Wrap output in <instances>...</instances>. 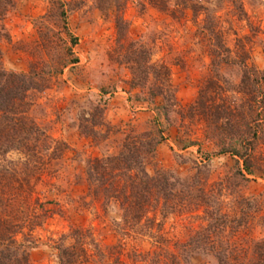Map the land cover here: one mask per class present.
Wrapping results in <instances>:
<instances>
[{"label": "rangeland", "instance_id": "374dc122", "mask_svg": "<svg viewBox=\"0 0 264 264\" xmlns=\"http://www.w3.org/2000/svg\"><path fill=\"white\" fill-rule=\"evenodd\" d=\"M194 2L209 9L216 34L199 28L205 12L196 20L190 11L173 17L150 0H6L0 5V28L7 35L0 40L1 62L7 71L29 73L36 63L46 73L64 58L78 60L55 75L48 88L28 96L29 114L44 132L39 142L40 162H29L33 198L41 204L37 206L41 225L33 232L36 245L30 250L31 264H59V246L75 254L72 264H157L155 252L161 251L154 238L125 226L120 204L103 195L108 184L100 185L90 169L96 165L94 160L118 155L127 136L153 144L161 130L164 140L154 157L148 156L147 172L154 175L160 169L188 180L198 175L207 189H215L219 209L232 219L241 218L243 207L242 232L226 230L233 249L241 240L246 248L250 239L264 240V107L248 157L250 172L236 156L216 155L203 126L186 112L208 78L223 83L234 103L244 104L243 95L237 93L244 72L242 61L212 68L210 49L223 41L234 56L248 52L250 68L263 70L264 0ZM171 4L176 7L177 2ZM62 10L65 19L60 17ZM117 16L126 22L121 39ZM70 34L77 38L75 46ZM131 42L152 52V64L169 68L174 97L167 93L152 98L150 85L144 89L132 86L125 60ZM190 138L198 139V145L184 147ZM8 158L26 160L15 151ZM244 200H250L251 206L246 207ZM197 215L201 213L164 220L161 234L168 250L177 254L174 243L189 242L199 226L206 225L200 224ZM190 250V264H218L210 251ZM255 252L246 258L236 252L243 261L231 264H254L260 253Z\"/></svg>", "mask_w": 264, "mask_h": 264}, {"label": "trees", "instance_id": "16d2710c", "mask_svg": "<svg viewBox=\"0 0 264 264\" xmlns=\"http://www.w3.org/2000/svg\"><path fill=\"white\" fill-rule=\"evenodd\" d=\"M5 1L0 0V5ZM172 2H177L176 7H172ZM150 3L173 17L177 13L186 15L190 11L196 20L198 15L205 12L204 24L199 28L212 35L216 34V24L209 9L196 4L194 0H150ZM118 6V11H121L119 3ZM1 12L5 14L7 10ZM60 17L65 19V10H62ZM116 28L118 38L121 39L126 31V22L122 16H117ZM6 37L4 28H0V40ZM71 38L75 46L77 38L72 35ZM134 44L136 42L130 43L125 56L132 75V86L144 89L150 85L152 98L167 93H173L174 97L169 68L164 64H152V52L142 45L135 47ZM213 47L215 49H210L212 68L235 64L239 59L242 61L244 72L237 93L243 95L245 102L234 103L227 96L228 89L223 83L208 78L200 87L195 102L188 107L187 116L203 126L205 138L213 143L216 155L236 156L244 161L246 171L250 172L248 157L252 154L253 142L258 136L260 110L264 107V69L250 68L246 62L248 52L239 50L238 56H234L223 41ZM77 62L76 58L70 62L64 58L59 66L56 65L46 73L36 63H32L29 73H16L3 67L0 52V264H31L30 250L36 245L33 232L41 225L37 208L41 204L39 198H33L35 189L30 179L29 162L37 159L40 162L39 142L44 132L29 114V93L48 88L55 75L61 74L69 63ZM163 140L162 130L158 132V138L153 144L143 141L141 137L139 140L127 136L118 155L98 158L94 160L96 165L93 170L90 169L91 177L96 178L100 185L108 184L103 195L120 204L125 226L135 229L137 233L146 231L149 237L154 238L156 248L161 251V254L155 252V263L190 264L192 248L210 251L217 258L218 264H231L234 260L242 262L243 259H239L240 255L236 252L244 254L243 257L246 258L259 251L257 258L253 257L257 260L254 264H264V252H261L264 240L247 239L250 250V246L246 248L242 245L244 240L237 246L234 244L235 249L234 242L228 241L230 236L226 235L227 228H235L236 234L242 232L240 228L246 221L242 217L243 207L240 210L241 218L232 219L219 209L215 189H207L198 175L188 180L160 169L154 175L147 172L146 160L149 155L154 157L157 146ZM195 145H198V139L190 138L184 147ZM14 151L22 154L26 160H10L8 155ZM115 186L121 188L117 189ZM244 205L250 207L251 201L244 200ZM152 213L153 218L149 217ZM193 213H201V216L196 217L200 224L206 225H200V230L194 233L196 237H192L189 242L176 241L174 246L178 253L171 252L164 246L168 241L161 234L164 220L169 216L183 219ZM158 217L162 221H158ZM246 235L250 234L246 232ZM58 250L59 264L73 263L76 256L71 249L59 246Z\"/></svg>", "mask_w": 264, "mask_h": 264}, {"label": "crops", "instance_id": "0c3cea01", "mask_svg": "<svg viewBox=\"0 0 264 264\" xmlns=\"http://www.w3.org/2000/svg\"><path fill=\"white\" fill-rule=\"evenodd\" d=\"M120 100V99H119ZM113 109V108H112ZM112 113V112H111ZM173 145V144H172Z\"/></svg>", "mask_w": 264, "mask_h": 264}]
</instances>
